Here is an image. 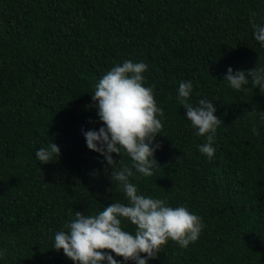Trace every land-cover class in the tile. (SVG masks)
I'll use <instances>...</instances> for the list:
<instances>
[{"label":"trees","instance_id":"obj_1","mask_svg":"<svg viewBox=\"0 0 264 264\" xmlns=\"http://www.w3.org/2000/svg\"><path fill=\"white\" fill-rule=\"evenodd\" d=\"M252 13L264 25V0H0V264H75L53 248L56 232L76 211L128 204L83 134L102 126L94 85L125 60L148 65L145 86L164 110L160 167L148 177L133 168L130 182L205 225L187 248L169 240L148 264H264V93L224 80L229 67L264 68ZM182 81L193 85L190 103L212 101L224 122L211 159L178 102ZM53 142L60 157L41 163L35 153ZM113 156L132 167L126 153Z\"/></svg>","mask_w":264,"mask_h":264},{"label":"clouds","instance_id":"obj_2","mask_svg":"<svg viewBox=\"0 0 264 264\" xmlns=\"http://www.w3.org/2000/svg\"><path fill=\"white\" fill-rule=\"evenodd\" d=\"M251 15L254 38L264 46V25L256 23L255 13ZM147 70L148 65L143 62L125 60L107 71L91 93L102 126L83 134L88 148L100 153L107 162L106 167L112 169L109 175L113 185L122 190L128 204L115 201L97 215L76 211L75 218L65 223L66 231L56 232L53 248L62 249L75 264H121L112 253L123 257L124 261L148 264L149 259L157 258L169 240L187 248L199 238L205 226L202 218L187 207H171L163 199L138 194L137 186L130 182L133 168L148 177L160 167L155 152L161 145L154 142L164 128L160 119L164 110L157 106L154 89L145 86L143 74ZM224 80L232 89L244 92L248 91L245 86L251 81L253 87H259L264 93V68L234 71L229 67ZM192 91L191 81H182L178 102L186 109L185 115L197 130L196 135L206 137L207 142L198 147L211 159L216 152L213 144L217 128L224 122L215 114L217 109L212 101L200 99L196 106L190 103ZM256 111L253 107L251 115L255 116ZM260 119L264 120V111ZM253 132L259 134L255 127ZM113 153L121 156L126 153L132 160V167L118 168L121 160L117 162ZM60 154L61 149L55 142L35 153L43 164L56 161ZM124 219L136 226L134 234L122 227ZM142 253L147 255L142 256ZM4 254L0 251V257Z\"/></svg>","mask_w":264,"mask_h":264}]
</instances>
